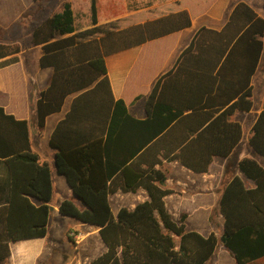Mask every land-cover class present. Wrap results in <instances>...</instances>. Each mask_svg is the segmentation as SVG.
Wrapping results in <instances>:
<instances>
[{"label":"trees","instance_id":"1","mask_svg":"<svg viewBox=\"0 0 264 264\" xmlns=\"http://www.w3.org/2000/svg\"><path fill=\"white\" fill-rule=\"evenodd\" d=\"M90 1V28L77 31L72 3L66 1L59 12L36 25L31 35L32 46L41 48L40 67L53 69L51 83L38 103L39 127L45 126L48 115L61 110L68 96L81 92L74 99L71 112L59 123L51 146L58 151L59 173L66 176L74 195L84 204L79 208L72 200H65L59 206L60 214L99 228L106 247L90 264H206L220 241L236 264L264 258V168L258 162L247 158L239 163L244 176L255 182L254 188H247L236 176L222 193L224 233L220 239L215 233L203 236L188 230L186 215L175 220L165 202L173 191L165 185V173L156 168L166 160L198 174L208 172L214 154L228 156L242 140L243 130L238 123L229 124L233 138L227 145L223 137L217 143L207 137L232 112L243 110L241 103H233L197 136L192 128L193 138L187 142L188 135L179 139L178 133L183 111L157 97L160 81L148 98V117L141 120L132 117L128 108L144 93L115 100L106 68L107 56L132 47L142 46L144 57L168 54L179 33L191 27L216 0H179L104 24H99L100 0ZM263 36L264 19L241 2L222 31L201 28L184 54L212 53L219 55L220 60L234 54L251 58L248 83L263 52ZM22 52L19 43L0 41V60L7 59L0 67L18 62L17 56ZM138 71L139 67L134 74ZM250 97L251 92L246 93V110L251 107ZM81 110L85 111L84 118L91 120L89 136L84 141L65 139V133H81V121L75 118ZM253 130L250 144L264 155V112ZM127 133L134 134L137 144L132 150L128 148L118 162L115 145ZM219 133H225V129ZM201 139L212 142L211 156H196L194 149ZM149 151L163 157L149 159ZM0 159L5 160L10 174L7 205L0 207V226L4 229L0 232V261H4L10 257L11 242L47 235L53 184L49 165L40 163L31 150L28 122L16 120L1 107ZM118 173L124 192L142 188L149 200L134 210L123 207L114 215L109 201L113 192L110 182Z\"/></svg>","mask_w":264,"mask_h":264},{"label":"crops","instance_id":"2","mask_svg":"<svg viewBox=\"0 0 264 264\" xmlns=\"http://www.w3.org/2000/svg\"><path fill=\"white\" fill-rule=\"evenodd\" d=\"M176 1L179 0H132L130 10L123 14L121 11L117 16L110 15L103 22L99 18V24ZM241 2L248 4L264 19V0H216L204 15L194 20L191 27L179 33L168 54L144 57L143 47L137 46L105 58L115 100L130 99V95L144 93V96L128 108L129 114L134 118L143 120L148 117L147 101L160 81L157 97H160L163 103L183 111L184 119L181 120L178 133L179 139H185L188 135L187 142L191 141L193 135L197 136L199 131L216 121L233 103L236 101L241 103L243 110L232 112L218 125V130L207 135L215 143L218 142V138L223 137L227 145L233 138L232 128L228 127L230 123L240 124L243 130L241 142L230 155L214 154L212 156L214 160L208 172L198 174L178 162L166 160H163L162 167L156 166L166 175V187L173 191L165 197V202L175 220L186 215L185 223L188 230L196 231L203 236L215 233L219 239L224 233L220 200L225 187L236 176L243 180L247 188L255 187V182L246 178L239 169L240 161L247 158L253 159L264 168V155L258 153L250 144V139L254 135V126L264 112V36L262 38L263 52L256 71L248 83L247 66L252 62L251 58L234 54L224 55L220 60L217 54L196 52L184 54V52L190 47L201 28L222 31L234 9ZM85 25L81 28L76 27L77 31L90 28L92 23ZM33 48L40 51L39 55H27L23 51L17 56L18 62L0 67V107L16 120L28 122L31 150L38 155L40 163H46L50 167L53 198L49 204L48 232L42 238L11 242L10 257L0 261V264H57L55 254L58 253V248L54 243L53 232L55 223L67 218L71 221L65 224L62 233L74 244L75 257L67 260L65 264H83L85 261L90 264L105 252L106 247L101 245L99 228L60 214L59 206L65 200H72L78 207L80 206L79 208H83L84 204L74 195L66 176L59 173L56 163L58 151L51 146L52 136L59 123L71 112L74 99L81 92L68 96L61 110L48 115L45 126L40 128L38 103L42 98V92L51 83L53 69L40 67L41 48ZM5 60L7 59L0 60V63ZM224 60L229 62L225 64ZM138 67V73L134 74ZM248 92H251V107L246 110V93ZM236 94L240 96L234 98ZM84 112L81 110L75 116L77 121H81V133H65L63 136L65 139L84 141V137L89 136L91 120L84 118ZM192 128L195 129L193 135H191ZM221 129H225V133H219ZM64 143L67 142L64 141ZM136 144L137 140L132 133H127L117 141L115 149L118 162L124 157V153H127L126 150L128 148L132 150ZM211 144L212 142L208 139H201L200 145L194 149L197 152L196 156H211ZM146 156L149 159L155 156L163 157L161 153L157 154L155 151H149ZM115 177V181L110 182L113 192L109 196L114 215H117L123 207L134 210L138 204L149 200L147 191L142 188L136 192H124L122 177L119 173ZM9 187V169L5 160L0 159V207L7 205ZM31 201L36 206L40 205L36 199ZM213 223L218 225L219 231ZM0 232H4L1 226ZM72 233H77L78 236L73 237ZM93 237L96 239L89 242ZM92 242H95V246L92 245L93 248L89 247ZM90 250L96 251L94 255H90L92 254ZM206 264H236V261L220 241L214 256ZM248 264H264V258Z\"/></svg>","mask_w":264,"mask_h":264},{"label":"rangeland","instance_id":"3","mask_svg":"<svg viewBox=\"0 0 264 264\" xmlns=\"http://www.w3.org/2000/svg\"><path fill=\"white\" fill-rule=\"evenodd\" d=\"M66 1L73 4L75 17L77 16L76 27L81 28V26L91 23L90 0H0V41L6 43L17 42L23 47L25 54L39 55L40 51L35 50L33 48L34 46H32V31L43 19L59 12L62 9L63 3ZM131 1L132 0H100L102 10L100 13V20L103 22L112 14H118L121 11L122 14L127 12V10H130ZM69 221L71 220L67 218L66 220L55 223L53 237L54 243L58 248V253L55 254L57 264H65L67 260H71L75 257L74 244L65 238L62 233L63 227L65 224L69 223ZM213 224L216 230L219 231L218 225L216 223ZM72 235L73 237L78 236L77 233H72ZM95 239L96 238L93 237L89 242ZM94 243L92 242L89 247L93 248L92 245L95 246ZM101 245L105 248L102 242ZM90 251L92 253L90 254L91 256L96 252ZM87 262L88 261H85L83 264H88Z\"/></svg>","mask_w":264,"mask_h":264},{"label":"water","instance_id":"4","mask_svg":"<svg viewBox=\"0 0 264 264\" xmlns=\"http://www.w3.org/2000/svg\"><path fill=\"white\" fill-rule=\"evenodd\" d=\"M51 210H52V208H51Z\"/></svg>","mask_w":264,"mask_h":264}]
</instances>
